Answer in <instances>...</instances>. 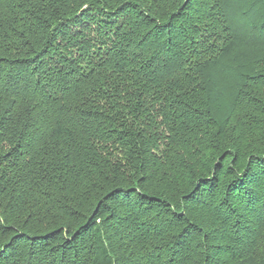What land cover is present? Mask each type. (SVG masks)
<instances>
[{"label": "trees", "instance_id": "1", "mask_svg": "<svg viewBox=\"0 0 264 264\" xmlns=\"http://www.w3.org/2000/svg\"><path fill=\"white\" fill-rule=\"evenodd\" d=\"M0 264H264V0H0Z\"/></svg>", "mask_w": 264, "mask_h": 264}]
</instances>
